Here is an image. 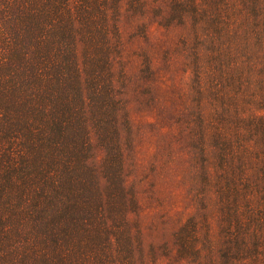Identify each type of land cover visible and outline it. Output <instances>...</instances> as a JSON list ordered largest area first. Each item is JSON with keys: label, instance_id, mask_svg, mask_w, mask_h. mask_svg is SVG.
<instances>
[{"label": "rangeland", "instance_id": "obj_1", "mask_svg": "<svg viewBox=\"0 0 264 264\" xmlns=\"http://www.w3.org/2000/svg\"><path fill=\"white\" fill-rule=\"evenodd\" d=\"M188 1L119 3L110 67L139 264H264V0Z\"/></svg>", "mask_w": 264, "mask_h": 264}, {"label": "trees", "instance_id": "obj_2", "mask_svg": "<svg viewBox=\"0 0 264 264\" xmlns=\"http://www.w3.org/2000/svg\"><path fill=\"white\" fill-rule=\"evenodd\" d=\"M119 3L0 0V264L140 262L110 67Z\"/></svg>", "mask_w": 264, "mask_h": 264}]
</instances>
